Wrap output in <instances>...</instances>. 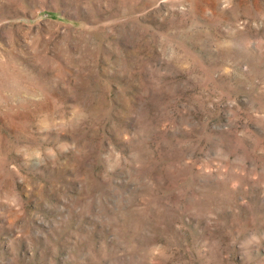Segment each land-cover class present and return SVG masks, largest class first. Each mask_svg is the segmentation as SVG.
Masks as SVG:
<instances>
[{"label":"rangeland","instance_id":"374dc122","mask_svg":"<svg viewBox=\"0 0 264 264\" xmlns=\"http://www.w3.org/2000/svg\"><path fill=\"white\" fill-rule=\"evenodd\" d=\"M0 264H264V0H0Z\"/></svg>","mask_w":264,"mask_h":264}]
</instances>
